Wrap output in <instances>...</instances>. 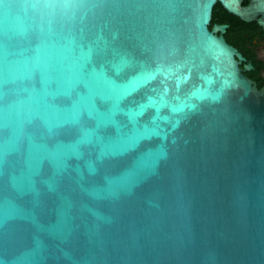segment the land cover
I'll list each match as a JSON object with an SVG mask.
<instances>
[{
    "label": "water",
    "instance_id": "water-1",
    "mask_svg": "<svg viewBox=\"0 0 264 264\" xmlns=\"http://www.w3.org/2000/svg\"><path fill=\"white\" fill-rule=\"evenodd\" d=\"M243 1L0 0V264H264Z\"/></svg>",
    "mask_w": 264,
    "mask_h": 264
},
{
    "label": "flooded vegetation",
    "instance_id": "flooded-vegetation-1",
    "mask_svg": "<svg viewBox=\"0 0 264 264\" xmlns=\"http://www.w3.org/2000/svg\"><path fill=\"white\" fill-rule=\"evenodd\" d=\"M246 0L245 3H248ZM224 32L226 40L233 44L241 53L240 65L243 72L250 77L256 85L264 87V25L258 23L257 19L250 22L249 27L238 34L232 35L228 32L229 23Z\"/></svg>",
    "mask_w": 264,
    "mask_h": 264
},
{
    "label": "trees",
    "instance_id": "trees-1",
    "mask_svg": "<svg viewBox=\"0 0 264 264\" xmlns=\"http://www.w3.org/2000/svg\"><path fill=\"white\" fill-rule=\"evenodd\" d=\"M243 2H246V0ZM217 21L228 22L230 24L228 32L232 35L238 34L250 25V22L241 19L239 16L225 9L220 2H216L213 7L212 18L209 26L211 27Z\"/></svg>",
    "mask_w": 264,
    "mask_h": 264
},
{
    "label": "snow or ice",
    "instance_id": "snow-or-ice-1",
    "mask_svg": "<svg viewBox=\"0 0 264 264\" xmlns=\"http://www.w3.org/2000/svg\"><path fill=\"white\" fill-rule=\"evenodd\" d=\"M149 78H150V76H149ZM92 136H93L92 130L85 129L83 131V134H82V137H81V140H80L79 143H87V142H90V140L92 139Z\"/></svg>",
    "mask_w": 264,
    "mask_h": 264
}]
</instances>
